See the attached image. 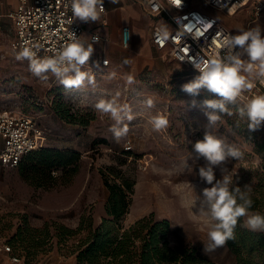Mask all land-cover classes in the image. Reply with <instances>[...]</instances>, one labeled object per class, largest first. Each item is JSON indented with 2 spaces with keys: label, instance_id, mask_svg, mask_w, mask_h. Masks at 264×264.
<instances>
[{
  "label": "rangeland",
  "instance_id": "rangeland-1",
  "mask_svg": "<svg viewBox=\"0 0 264 264\" xmlns=\"http://www.w3.org/2000/svg\"><path fill=\"white\" fill-rule=\"evenodd\" d=\"M197 7L234 31L254 23L264 25V14L253 21L251 5L234 16L201 1ZM140 32L145 34L142 29ZM13 35L12 24L0 29V109L31 116L47 133V149L75 153L77 157L70 167L52 172L45 169L38 155H26L15 168L0 163V246L10 245L9 254L27 264L51 256L74 257L76 263L74 246L87 233L85 228L78 229L88 220L94 226L101 224L107 216L105 177L112 181L114 175H119L135 183L132 204L122 219L125 227L154 213L157 219L170 221L171 245L195 246L205 254L207 228L204 218L194 214L193 201L195 195L202 197V189L209 185L198 176V168L205 163L203 158L194 160L195 154L189 153L190 142L203 138V126L207 124L200 105L216 96L201 90L199 96L192 97L181 90L199 73L164 56L150 39L147 45L153 55L145 61L131 46L112 43L102 49L96 45L89 64L82 69L95 75V87L65 89L55 77L43 81L28 70L26 60H16L11 47ZM143 42L141 39L140 44ZM100 51L109 59L107 66L100 62ZM126 58L130 63L123 64ZM112 71L117 75L109 80ZM128 75L134 76V84H127ZM117 91L135 114L131 122L124 121L129 133L119 143L109 131L114 122L93 107L98 99ZM148 97L154 100L155 108L147 109L141 103ZM193 99L196 107L191 106ZM229 107L235 112V106ZM158 110L168 116L170 123L167 130L153 132L147 121ZM239 120L238 115L222 114L215 132L245 153L243 160H230L226 167L234 179L238 178V186L252 187L254 210L264 212V126L249 131L245 121L237 127ZM216 177L221 178L219 168ZM65 229L75 233L69 235ZM205 255L218 264L236 262L227 244Z\"/></svg>",
  "mask_w": 264,
  "mask_h": 264
},
{
  "label": "clouds",
  "instance_id": "clouds-1",
  "mask_svg": "<svg viewBox=\"0 0 264 264\" xmlns=\"http://www.w3.org/2000/svg\"><path fill=\"white\" fill-rule=\"evenodd\" d=\"M118 4L119 0H109ZM73 20L82 23H93L101 20L106 10L104 0H66ZM162 39L168 37V27L163 25L158 33ZM127 30L124 32V46L127 47ZM99 34L90 38L77 36L70 31L67 40L52 55L41 57L39 48L23 42L16 52L18 61L26 60L28 70L37 78L47 81L49 76L55 79L65 89H81L96 85L95 75L82 70L89 64L99 43ZM216 51L207 58L199 57L189 62L199 73L190 82L184 83L181 90L192 97L199 96L201 90H206L216 96L215 99L203 100L200 107L207 118L203 126V138L191 143L194 160L203 158L204 164L198 168L199 178L209 187L202 189L201 195H195L193 201L194 214L203 217L206 224V240L203 241L204 252L207 255L215 253L226 246L228 241L235 240V230L240 218H245L243 226L252 232L264 233V212L254 210L253 189L250 185L238 186V178L226 167L230 160L240 161L245 153L240 147L230 144L223 136L217 135L216 126L222 120V114L238 115L240 121H245L249 131H256L264 126V92H253L257 84H264V25L254 23L247 27L241 26L235 34L221 31L215 42ZM106 63V62H105ZM130 61L126 58L123 64ZM116 71L108 74V79L116 77ZM128 85L135 83V78L128 75ZM241 97H246L243 103H238ZM147 109L155 108L151 97L141 102ZM235 106V112L229 107ZM191 106L196 107L193 99ZM95 111L110 118L114 123L109 131L114 140L119 143L129 133L125 120L135 119L132 107L121 101L120 92H115L107 98H100L93 105ZM147 123L153 132H162L169 127V118L159 110L148 118ZM188 167L187 161H184ZM219 168L221 178L217 179L216 169ZM191 171V168H189Z\"/></svg>",
  "mask_w": 264,
  "mask_h": 264
},
{
  "label": "built area",
  "instance_id": "built-area-1",
  "mask_svg": "<svg viewBox=\"0 0 264 264\" xmlns=\"http://www.w3.org/2000/svg\"><path fill=\"white\" fill-rule=\"evenodd\" d=\"M153 17L163 16L169 23L168 37L162 39L158 34L161 25L155 23L151 27L153 45L182 65L195 68L189 62L199 57L207 58L216 51L215 42L218 34H235L236 31L218 19L216 16L197 7L199 1L225 11L233 16L242 8L251 5L253 21H258L264 14V0H140ZM15 35L11 42L12 49L17 52L25 42L39 48V55H52L66 42L68 33L74 31L83 36L85 26L78 19L73 20L72 13L66 5V0H18L12 12ZM127 30L128 46L131 44V28H122V46L124 32ZM97 34V32L92 35ZM99 34V33H98ZM91 35V36H92ZM100 40L101 36L99 34ZM125 47V48H127ZM106 62V63H105ZM103 65L109 64V59H102ZM197 72V71H196ZM198 73V72H197ZM255 92H264V84H257L250 96ZM246 97H241L244 101ZM0 163L6 168L19 165L22 156L28 152L47 145V133L29 115L0 109ZM7 253L12 252L10 245L0 246ZM11 259L19 263V256L12 254Z\"/></svg>",
  "mask_w": 264,
  "mask_h": 264
},
{
  "label": "trees",
  "instance_id": "trees-1",
  "mask_svg": "<svg viewBox=\"0 0 264 264\" xmlns=\"http://www.w3.org/2000/svg\"><path fill=\"white\" fill-rule=\"evenodd\" d=\"M26 155L40 156L48 172L70 167L77 157L75 153L47 149L46 145L24 154L19 165ZM134 185L133 180L119 175H114L112 181L105 177L107 216L98 226L88 220L85 227L84 222L79 227L78 231L85 228L87 233L74 246L76 264H218L198 247L171 245L170 221L157 219L154 213L125 227L122 219L132 204ZM243 222L240 218L235 240L227 242L236 256L235 264H264V233L250 231ZM65 231L69 235L75 233L73 229Z\"/></svg>",
  "mask_w": 264,
  "mask_h": 264
},
{
  "label": "crops",
  "instance_id": "crops-1",
  "mask_svg": "<svg viewBox=\"0 0 264 264\" xmlns=\"http://www.w3.org/2000/svg\"><path fill=\"white\" fill-rule=\"evenodd\" d=\"M17 2L18 0H0V29L3 26L8 27L9 24H12V28L14 30L12 12L16 7ZM104 7L106 12L100 21L93 23H83L85 26V32L83 36L90 38L95 32L99 33L101 36L99 43L93 45L94 49L96 48V45H101L102 49L104 46L107 48L112 43L115 45L121 44L122 46V28L124 26H129L131 28L130 46L132 49L140 52L144 61L149 59V55L152 57L153 49L147 45V40H151V27L155 23L161 26L167 25V27H169L170 25L166 19L163 16H151L146 10L145 5L140 0H119L118 4H112L109 2V0H104ZM140 29L144 30L145 34H142ZM141 39L144 41L142 44H140ZM103 51L98 53L101 64L102 59H108L107 56L104 55ZM11 255L12 254L6 253L4 250L0 249V264H27L25 262H14L11 259ZM35 264L76 263L74 257L51 256L46 260Z\"/></svg>",
  "mask_w": 264,
  "mask_h": 264
},
{
  "label": "bare ground",
  "instance_id": "bare-ground-1",
  "mask_svg": "<svg viewBox=\"0 0 264 264\" xmlns=\"http://www.w3.org/2000/svg\"><path fill=\"white\" fill-rule=\"evenodd\" d=\"M233 13H234L233 16L237 14V12H233Z\"/></svg>",
  "mask_w": 264,
  "mask_h": 264
},
{
  "label": "snow or ice",
  "instance_id": "snow-or-ice-1",
  "mask_svg": "<svg viewBox=\"0 0 264 264\" xmlns=\"http://www.w3.org/2000/svg\"><path fill=\"white\" fill-rule=\"evenodd\" d=\"M177 2H179V0H177Z\"/></svg>",
  "mask_w": 264,
  "mask_h": 264
}]
</instances>
